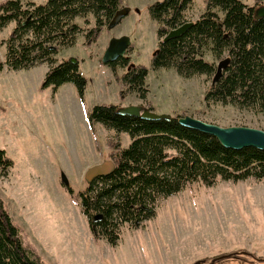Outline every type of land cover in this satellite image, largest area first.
<instances>
[{
	"label": "rangeland",
	"instance_id": "obj_1",
	"mask_svg": "<svg viewBox=\"0 0 264 264\" xmlns=\"http://www.w3.org/2000/svg\"><path fill=\"white\" fill-rule=\"evenodd\" d=\"M154 1L123 0L122 6L131 8L129 13L116 26H105L90 43L85 31L94 24L93 14L89 22L76 18L83 31L74 44L59 50L57 58L79 60L87 78L83 92L73 82L57 89L44 85L48 62L0 70V148L15 162L8 175L0 176V196L45 264H191L217 257L216 264H264V178H219L212 185L193 181L161 197L155 214L141 225L124 224L115 245L93 233L83 212L80 192L88 183L86 170L111 158L110 141L120 139L123 146L131 142L127 131L117 133L100 121H90L96 103L152 105L157 112L264 129L262 111L207 102L212 75L184 76L173 67L152 65L159 43L158 22L149 10ZM243 1L255 8L264 5V0ZM205 9V0H193L186 17L194 20ZM13 26L12 21L0 27L1 58ZM123 34L131 38L132 49L126 52L131 61L149 68L146 98L129 89L121 97L120 80L102 62L110 38ZM205 57L216 64L221 59L209 49ZM122 71L119 66L120 75ZM233 251L235 255L221 257Z\"/></svg>",
	"mask_w": 264,
	"mask_h": 264
},
{
	"label": "trees",
	"instance_id": "obj_2",
	"mask_svg": "<svg viewBox=\"0 0 264 264\" xmlns=\"http://www.w3.org/2000/svg\"><path fill=\"white\" fill-rule=\"evenodd\" d=\"M122 3L123 0H1L0 27L12 21L14 26L5 39L0 70L5 66L20 69L48 62L44 85L57 89L65 82H73L83 92L87 78L80 71L79 60L59 61L57 53L74 44L83 31L77 17L89 22L88 16L93 14L94 24L85 31L86 42L90 43L98 39L105 26L109 27ZM192 3L193 0H156L149 4L151 15L158 22L159 36L152 65L173 67L184 76H213L217 64L205 57V51L209 49L221 59L227 53L229 63L221 78L211 84L205 99L264 112V16L257 17L255 6L243 0H205L206 9L190 20L186 10ZM187 21L193 22L181 35L165 38L171 29ZM107 64L122 84L121 97L128 89L136 90L141 98L147 97L149 68L145 64L133 63L127 53ZM119 66L124 69L121 75ZM119 106L113 102L96 103L89 118L117 133L127 131L131 142L123 146L120 139L110 141L115 169L96 177L80 192L91 230L113 245L118 243L124 224L141 225L155 214L161 197L174 194L193 181L212 185L219 178H264V149L226 147L215 135L182 125L178 118L184 114H173L170 119H146L122 113ZM148 107L154 110L152 105ZM14 163L6 149L0 148V176L8 175ZM219 258L191 264H216ZM0 264H45L26 239L22 226L12 219L1 196Z\"/></svg>",
	"mask_w": 264,
	"mask_h": 264
},
{
	"label": "water",
	"instance_id": "obj_3",
	"mask_svg": "<svg viewBox=\"0 0 264 264\" xmlns=\"http://www.w3.org/2000/svg\"><path fill=\"white\" fill-rule=\"evenodd\" d=\"M131 10L129 5H123L117 9L114 16L109 22V27H114L126 16ZM255 15L257 17L264 16V5L255 8ZM193 21H187L179 27L173 28L165 36V38L181 35ZM131 45V38L128 35L112 36L103 53L102 61L108 63L116 60L121 55L126 54L129 46ZM74 58V57H72ZM229 56H225L217 63V69L212 78V85L218 81L223 70L229 63ZM122 113H128L136 116H141L146 119L167 118L170 119L172 114L166 112H157L150 109L143 104H127L121 105L118 109ZM179 122L194 129H198L210 134L215 135L224 146L240 149L245 146H255L264 149V129L249 125H220L217 123L205 121L201 118L192 116L190 114L181 115L178 118ZM115 169V161L112 158H107L99 163L91 165L85 172V179L90 183L98 176L108 175ZM65 179V178H64ZM66 180V179H65ZM242 253L253 254L251 251L243 250ZM235 253V251L230 252ZM230 253H224L226 256ZM214 260V259H213Z\"/></svg>",
	"mask_w": 264,
	"mask_h": 264
},
{
	"label": "crops",
	"instance_id": "obj_4",
	"mask_svg": "<svg viewBox=\"0 0 264 264\" xmlns=\"http://www.w3.org/2000/svg\"><path fill=\"white\" fill-rule=\"evenodd\" d=\"M116 36H119V35H116ZM108 45V44H107ZM124 70V69H123ZM123 72V71H122Z\"/></svg>",
	"mask_w": 264,
	"mask_h": 264
}]
</instances>
